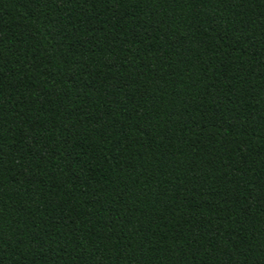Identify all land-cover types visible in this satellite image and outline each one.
<instances>
[{
	"label": "trees",
	"instance_id": "obj_1",
	"mask_svg": "<svg viewBox=\"0 0 264 264\" xmlns=\"http://www.w3.org/2000/svg\"><path fill=\"white\" fill-rule=\"evenodd\" d=\"M0 264H264V0H0Z\"/></svg>",
	"mask_w": 264,
	"mask_h": 264
}]
</instances>
